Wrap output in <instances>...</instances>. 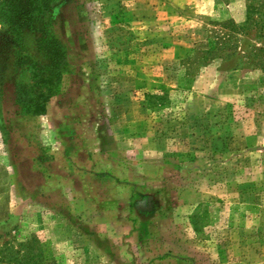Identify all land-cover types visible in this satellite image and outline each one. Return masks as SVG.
<instances>
[{"label":"rangeland","instance_id":"1","mask_svg":"<svg viewBox=\"0 0 264 264\" xmlns=\"http://www.w3.org/2000/svg\"><path fill=\"white\" fill-rule=\"evenodd\" d=\"M60 1L0 0V264H264V9Z\"/></svg>","mask_w":264,"mask_h":264},{"label":"trees","instance_id":"2","mask_svg":"<svg viewBox=\"0 0 264 264\" xmlns=\"http://www.w3.org/2000/svg\"><path fill=\"white\" fill-rule=\"evenodd\" d=\"M25 1L26 4H37L41 1L42 3V9L44 12H38L35 15L29 12L26 8L24 10H20V29L25 30H31L33 29V26L36 23H41L44 20V16H46V11H48V7L46 6L49 1H43V0H20V3ZM255 4H250L247 7V17H246V24L254 23L253 17L257 13L261 15V11L264 9V0H252ZM61 3L60 0H53L51 3V10L55 7H57ZM26 4L24 6H26ZM39 9V10H42ZM260 18V17H258ZM5 24L8 26H11L10 24L12 21L10 17H7L4 19ZM13 31L8 30L4 33H0V38L4 40L7 44H10V40H13ZM44 44L46 46H55L58 47V62L55 63L52 67H43V69H38L37 75H34L35 79H37V83H35L34 89L27 90L26 92H23L25 90V87L20 84V105H28L30 107L29 114L32 116H39L45 113L46 108V102L49 98V96L52 94V91L57 88V82L60 79L61 71L60 67L62 63L65 60V52L61 46V44L55 40H46L44 41ZM47 71V72H44ZM2 79V78H0ZM19 101V96H17ZM1 128V126H0Z\"/></svg>","mask_w":264,"mask_h":264}]
</instances>
